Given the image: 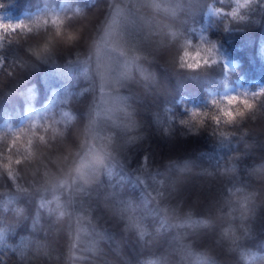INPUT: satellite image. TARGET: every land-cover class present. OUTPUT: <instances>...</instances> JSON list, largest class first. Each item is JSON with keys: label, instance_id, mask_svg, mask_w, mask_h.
Instances as JSON below:
<instances>
[{"label": "clouds", "instance_id": "obj_1", "mask_svg": "<svg viewBox=\"0 0 264 264\" xmlns=\"http://www.w3.org/2000/svg\"><path fill=\"white\" fill-rule=\"evenodd\" d=\"M0 264H264V0H0Z\"/></svg>", "mask_w": 264, "mask_h": 264}]
</instances>
